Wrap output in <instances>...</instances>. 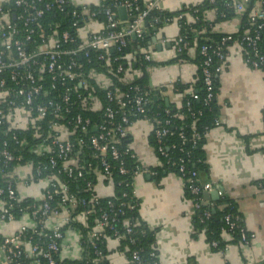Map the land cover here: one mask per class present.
I'll use <instances>...</instances> for the list:
<instances>
[{"label":"built area","instance_id":"1","mask_svg":"<svg viewBox=\"0 0 264 264\" xmlns=\"http://www.w3.org/2000/svg\"><path fill=\"white\" fill-rule=\"evenodd\" d=\"M231 1V7L240 14L251 7L241 35H226L220 45H203L199 49L198 55L204 58L205 104L214 98L212 58L219 61L214 73L220 74L226 65L228 43L237 48L248 67L264 72V52L260 47L264 0ZM142 4L143 7L138 0H100L94 5H77L74 0H3L0 178L6 189H0V222L15 220L8 201L20 202L15 188L19 169L28 170L27 175L19 178L24 185L45 183L39 204L22 213L30 216L34 226L23 225L16 234L0 237V248L8 264H23V260L39 264L38 258L56 264L53 255L60 253L65 235L62 229L77 223L87 230V218L97 206L99 218L87 232L89 245L94 247L99 238L119 241L129 237V221L124 220L121 236L116 228L118 218L124 217L125 207H139L134 180L145 174L155 176L156 169L176 170L191 195L187 199L192 213L199 208L204 193L219 195L215 184L200 182L195 171L186 173V165L191 163L190 152L180 148L181 156L173 153L177 146L168 139L174 135V115L169 105L161 109L156 105L160 103L157 95L161 89L138 83L144 63L153 60V51L139 45L148 28L157 23L156 18L148 23L146 17L159 10L155 2ZM120 8L125 10L123 18L118 12ZM183 53L193 58L196 42L189 43L178 35L167 60ZM166 86L175 90V83ZM193 98L197 99L195 95ZM136 120L150 125L149 142L157 160L156 168L142 165L130 145L129 129ZM218 125L217 120L215 126ZM29 132L32 139H28ZM178 135L184 143V135ZM25 153L32 158L25 160ZM96 186L111 191L102 195ZM116 187L122 188L118 197ZM88 192L89 198L81 197V193ZM100 199H109V209L100 207ZM110 199H118L117 205ZM78 208L81 210L76 212ZM204 215L209 217L208 212ZM229 219L226 216L225 222L233 230ZM27 230L45 239L44 249L24 237ZM252 238L246 229L240 230L241 246H249ZM222 239L229 242L232 237L223 230ZM129 242L134 243L131 238ZM131 260L140 264L138 251L131 253ZM92 263L99 264V260Z\"/></svg>","mask_w":264,"mask_h":264},{"label":"crops","instance_id":"2","mask_svg":"<svg viewBox=\"0 0 264 264\" xmlns=\"http://www.w3.org/2000/svg\"><path fill=\"white\" fill-rule=\"evenodd\" d=\"M99 1L74 0L77 5H94ZM141 1L155 2L159 10L169 13L180 12L203 2ZM2 3L3 0H0V6ZM182 15L189 23H193L191 14L184 12ZM202 16L212 33L236 35L242 30L240 13L234 12L231 18L224 21L217 20L215 11L211 9L203 12ZM204 33V30L200 32ZM178 34L176 20L159 28L153 37L161 50L157 51L156 44L151 40L148 50L153 51V60L145 62L141 69L145 85L161 89L157 95L158 101L175 108L180 107L185 94L194 91L197 74V66L193 61L167 60L171 44ZM227 54L226 65L218 76L219 86L215 99L219 110V125L205 134L203 151L207 172L200 175L199 180L215 184L219 193L217 198L225 194L236 204L244 227L253 238L247 247L239 243L228 244L223 252H213L203 235H192L193 213L185 197L182 180L166 171L158 178L140 175L134 180L139 200L137 219L138 223L155 232L153 248L158 264H264V186H260V183L264 184V72L248 67L233 44L228 47ZM168 83L181 85L184 90L178 93L167 87ZM129 131L130 145L139 162L149 168H156L157 160L149 142V123L136 120ZM27 172V169L17 171L15 188L18 200L39 202L45 183L24 185L19 178L27 175ZM95 189L102 195L111 191V188L101 186ZM23 225L27 228L34 226L28 214L13 221L0 222V237L16 234ZM81 240L82 236L77 229H66L58 255L60 261L82 260L84 250ZM119 247L120 240H105L106 264H133L126 250H119ZM0 264H8L1 248Z\"/></svg>","mask_w":264,"mask_h":264},{"label":"trees","instance_id":"3","mask_svg":"<svg viewBox=\"0 0 264 264\" xmlns=\"http://www.w3.org/2000/svg\"><path fill=\"white\" fill-rule=\"evenodd\" d=\"M140 5L142 6V1L138 0ZM231 0H213V3H210V0H203V2L199 5L190 6L188 8L183 9L180 12L176 13H169L161 10H153L148 13L146 17V21L150 23L154 18L157 19V23L153 25V27L148 28V33L144 36V39L140 41L139 45L142 47L148 46V43L152 40L151 38L154 35V29H159L166 24L171 23L172 21L176 20L179 27V36L186 38L189 43L196 42V55L191 58L186 53H183L179 57H177L172 62H176L178 60L182 61H193L197 66V74H196V83L195 89L192 93L185 94L181 101V105L179 108L170 107L171 113L174 115L172 121V129L174 135L170 137L168 140L169 142L175 144L177 146L176 151L173 153L176 156H181L182 153L179 151L181 148L184 151L190 152L191 156V163L186 165V173L190 171H195L200 175L206 174L207 172V164L206 158L203 151V144L205 140V134L215 127V122L218 120V107L216 105V95L218 91V76L219 74H215L214 70L218 66L219 61L213 57L212 58V65L210 70L212 71V86H213V94L214 98L205 104L204 99L206 97V89L203 84V76H202V62L204 60L203 57L198 55L199 49L203 45L215 47L220 45L221 39L226 36L225 34H217L212 33L208 28L207 24L203 22V12L206 10H214L217 16V20L224 21L231 18L234 15L235 10L231 7ZM250 6V5H249ZM248 6L245 13L242 14V25H244L247 21V14L249 12L250 7ZM143 7V6H142ZM187 12L192 15L195 22L189 23L185 17H183V13ZM181 16V19H177ZM101 19V18H98ZM204 30V34H200V32ZM243 29L236 35H231L232 38L238 37L242 34ZM227 45H231L228 43ZM260 47L264 52V32L261 35V43ZM210 54V53H209ZM138 83L145 85L144 75L141 79L138 80ZM184 90V87L181 85H175V91L181 93ZM196 96L197 99H194L193 96ZM158 107L161 109L163 103H156ZM179 133H182L186 139L184 143L179 139ZM196 135L193 139V135ZM28 139L31 138V133H28ZM32 158L30 155L25 153L24 159L27 160ZM12 166V165H11ZM10 168L8 169H11ZM171 172L176 175V170H161L156 169L154 176L158 178L160 174L163 172ZM188 175V174H187ZM205 183V182H204ZM264 183V182H263ZM0 189H6V185L0 178ZM74 189H77L74 186ZM80 190V187H78ZM122 188L116 187V196L120 195ZM127 191V189H125ZM184 193L186 198H191L189 191L184 188ZM91 196L90 192L88 193H81V197L89 198ZM2 198H6V196H2ZM6 200V199H5ZM82 200V199H78ZM89 200V199H84ZM113 201L114 205H117L118 199H110ZM107 201L109 199H100V207L103 209L107 208ZM11 204L10 213L16 219H19L24 212H30L32 210V206H37L39 202H36L31 199H26L24 201L16 202V201H8ZM56 203V200L53 204ZM52 204V202H51ZM81 209L78 208L76 212H79ZM99 207L97 206L94 209L92 215L87 218L88 229H84L81 225L75 223L71 224V228L77 229L81 236H82V247L84 250L83 259L80 261H60L57 254L53 255V259L55 260L56 264H93L92 261L98 259L99 264H106V252H105V240L103 238H99L95 240V246H91L87 242V232L91 227L94 226L95 220L99 218ZM115 210V209H113ZM138 208L134 210H129L125 207V214L124 217L118 218V223L116 228H118L119 233L121 236H124V220H128L131 228L132 233L129 237H123L120 239V247L119 250H126V254L128 258L131 260V253L133 251L139 252L140 264H158L157 254L153 251V243L155 232L150 230L146 225L138 223L137 217ZM205 212L209 213V217L204 215ZM229 216V223L234 224L233 230H229V225L225 222V217ZM192 221V229H193V236L196 237L197 235H203L206 243L209 245L210 249L213 252H223L228 244H237L239 243L240 239V230L245 229L243 224V219L241 214L239 213L236 204L228 199L225 194H222L221 197L217 199H202L199 201V208L193 211L191 216ZM68 227H64L62 230L65 231ZM39 229V227H38ZM228 232L232 239L229 242H226L222 239V231ZM38 231V230H37ZM48 233V232H43ZM107 236H112L111 233H107ZM25 238H31L33 242H37L41 248L44 249L45 239L43 237H39L36 233H33L31 230H27L24 233ZM133 239L134 243L130 244L129 239ZM215 243V247H212V243ZM44 244V245H43ZM96 253H99L96 256ZM39 264H48L47 260L38 258ZM133 264H136L132 262ZM23 264H30L29 260H23Z\"/></svg>","mask_w":264,"mask_h":264},{"label":"water","instance_id":"4","mask_svg":"<svg viewBox=\"0 0 264 264\" xmlns=\"http://www.w3.org/2000/svg\"><path fill=\"white\" fill-rule=\"evenodd\" d=\"M118 12H119V15L122 16V18H123L124 14H125V10L123 8H120ZM154 32L156 33L157 29H154ZM132 39L134 40L135 36H132ZM152 43L156 44V38L155 37L152 38ZM155 46H156L157 51L161 50V46L159 44H156ZM165 106H168V105L165 104ZM203 197H204V199H208L209 197L212 199H217V193L216 192H213L211 194L204 193Z\"/></svg>","mask_w":264,"mask_h":264}]
</instances>
